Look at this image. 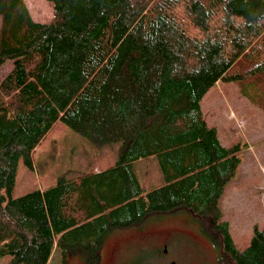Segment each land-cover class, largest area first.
<instances>
[{"label":"trees","instance_id":"16d2710c","mask_svg":"<svg viewBox=\"0 0 264 264\" xmlns=\"http://www.w3.org/2000/svg\"><path fill=\"white\" fill-rule=\"evenodd\" d=\"M48 22L24 0H0V256L49 264L79 248L98 264L106 235L186 210L220 264H264V227L237 248L219 200L238 146L222 143L201 100L218 81L252 87L264 110V0H49ZM57 121L96 142L120 141L116 163L14 194L18 166ZM157 155L148 188L132 162Z\"/></svg>","mask_w":264,"mask_h":264},{"label":"rangeland","instance_id":"374dc122","mask_svg":"<svg viewBox=\"0 0 264 264\" xmlns=\"http://www.w3.org/2000/svg\"><path fill=\"white\" fill-rule=\"evenodd\" d=\"M36 14L45 13L42 0H26ZM47 1V0H46ZM49 2V1H48ZM47 11H51L50 8ZM10 62L0 67V80ZM252 87L237 80H220L203 96L201 107L209 125L216 126L224 145L238 146L241 164L225 184L219 207L240 250L251 242L256 228L264 227V110L254 103ZM121 142H96L57 121L32 153L33 168L18 166L14 194L55 184L61 175H79L116 163ZM148 188L163 181L164 168L157 155L132 162ZM49 264H90L89 252L58 249ZM9 255L0 256L6 264ZM220 264L219 248L204 235L186 210L148 219L141 226L114 229L106 235L98 264Z\"/></svg>","mask_w":264,"mask_h":264},{"label":"crops","instance_id":"0c3cea01","mask_svg":"<svg viewBox=\"0 0 264 264\" xmlns=\"http://www.w3.org/2000/svg\"><path fill=\"white\" fill-rule=\"evenodd\" d=\"M24 1H25L26 5H27V8H28V10H29V12H30L31 17L33 18V20H35L37 22H48L51 19L52 10H53V3L51 1H49V0H47V1L46 0H42L41 1V3L45 4V13H41V14H36L33 5H29V3L26 0H24ZM48 8H50L51 11L48 12L47 11ZM10 68H11V64L9 66V69L7 71H5V73L1 76L2 78L7 74V72L10 70ZM220 139H221V137H220ZM221 141H222V139H221ZM222 143L224 144L223 141H222ZM53 183H55V182H53ZM53 185L54 184H51L50 186H47V187L41 186L39 188L41 190H44V189H47V188H49V187H51Z\"/></svg>","mask_w":264,"mask_h":264},{"label":"flooded vegetation","instance_id":"af4514ba","mask_svg":"<svg viewBox=\"0 0 264 264\" xmlns=\"http://www.w3.org/2000/svg\"><path fill=\"white\" fill-rule=\"evenodd\" d=\"M173 262H175V261L171 260V261H169V263H168V264H171V263H173Z\"/></svg>","mask_w":264,"mask_h":264},{"label":"water","instance_id":"95a60500","mask_svg":"<svg viewBox=\"0 0 264 264\" xmlns=\"http://www.w3.org/2000/svg\"><path fill=\"white\" fill-rule=\"evenodd\" d=\"M171 264H175V262L171 263Z\"/></svg>","mask_w":264,"mask_h":264}]
</instances>
